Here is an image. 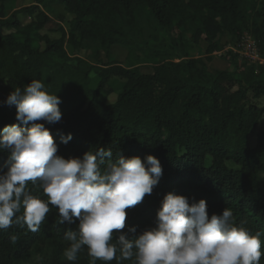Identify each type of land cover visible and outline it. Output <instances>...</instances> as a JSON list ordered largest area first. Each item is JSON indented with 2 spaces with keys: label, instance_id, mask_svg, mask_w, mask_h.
I'll list each match as a JSON object with an SVG mask.
<instances>
[{
  "label": "trees",
  "instance_id": "1",
  "mask_svg": "<svg viewBox=\"0 0 264 264\" xmlns=\"http://www.w3.org/2000/svg\"><path fill=\"white\" fill-rule=\"evenodd\" d=\"M31 1L10 12L17 0H0V135L8 125L31 127L4 101L15 87L41 79L61 100V121L45 123L57 155L81 157L102 147L112 149V163L118 154L159 160L158 185L125 210L122 231L154 227L162 199L172 192L190 203L206 200L209 217L230 208L231 223L262 233L264 253V129L255 145L249 139L264 117L258 102L264 98V0H54L59 18L63 10L72 15L68 28L58 25L59 38L43 32L54 15L46 0ZM143 27L158 46H148ZM177 29L202 45L205 55L192 57L179 41L159 38ZM246 35L255 39L262 60L237 51ZM118 48L127 50V64L116 58ZM83 50L90 56L79 55ZM222 51L229 67L211 69V56ZM146 61L154 62L149 70L142 69ZM113 93L117 98L109 103ZM69 133L72 139L61 143ZM8 156L0 151V166ZM49 207L38 232L15 224L0 230V264L28 262L42 246L54 255L39 264H89L86 248L75 262L63 258L64 231L76 230L78 221L57 225L58 210Z\"/></svg>",
  "mask_w": 264,
  "mask_h": 264
},
{
  "label": "clouds",
  "instance_id": "2",
  "mask_svg": "<svg viewBox=\"0 0 264 264\" xmlns=\"http://www.w3.org/2000/svg\"><path fill=\"white\" fill-rule=\"evenodd\" d=\"M4 103L15 105L21 124L33 123L5 126L0 135V151L9 153L0 166V230L15 224L38 232L52 205L58 210L57 225L78 221L76 230L67 229L63 235L68 242L63 255L70 262L86 248L89 264L97 260L110 264L114 259L117 264L126 260L132 264H260L262 233L252 235L231 223L233 211L227 207L209 217L204 199L190 203L187 197L169 192L157 210L154 227L139 233L134 226L122 231L125 210L141 203L158 185L163 174L159 160L153 155L142 160L118 154L112 163V149L102 147L81 157L57 155L58 145L45 123L61 121V100L49 93L41 79L15 87ZM71 139L69 133L60 142Z\"/></svg>",
  "mask_w": 264,
  "mask_h": 264
},
{
  "label": "rangeland",
  "instance_id": "3",
  "mask_svg": "<svg viewBox=\"0 0 264 264\" xmlns=\"http://www.w3.org/2000/svg\"><path fill=\"white\" fill-rule=\"evenodd\" d=\"M32 1L31 0H17V3L13 6H11L10 8V12L17 9L20 6H25V5H29ZM44 6L50 10H52L53 14L56 15L58 17L54 18L52 20V22L50 23V26L45 29L43 32L48 33L52 38H59L62 34V32L60 31L59 26L58 25H64L65 29L68 28L69 26V21L72 18V15L70 13H68L66 10L62 11V16L63 18H59V11H58V5L55 3L54 0H46L44 2ZM139 18L143 21L142 25H146L145 24V16L144 13H141ZM58 29V30H56ZM141 32L145 35L146 40L148 41V46L151 45L152 47H155L156 44L157 46L159 45L158 42L153 39L150 38L148 36V32L149 30H147L146 28H142ZM159 38H167V42L171 43L173 39L179 41L180 43H182V45H184L185 47H187V49L189 50V55L192 57H199V56H203L205 55L204 53V48L202 45H198L196 44L193 40L192 37L189 33H181V29H177L173 32V36H169V35H164V33H161ZM150 47V46H149ZM230 48L229 46L225 49V51ZM223 51L222 52H215L212 56L211 59L209 60V63H211L212 61L216 60V59H220L221 61L227 60V58H225L223 56ZM79 55L83 56V57H87L90 56V51L87 50H83L79 53ZM128 52L125 48H118L116 50V58L122 63V64H127L128 58H127ZM229 62V61H228ZM154 65L153 61H146L144 62V64H142V69L143 70H147V68H151ZM222 65V62H220L219 64H217L218 67H220ZM117 98V93H113L109 98H108V102H114ZM259 104L263 105L264 104V98L258 100ZM264 129V117L261 120L260 124L254 129V131L250 134L249 139H250V143L252 145L256 144V140H257V134L259 133L260 130ZM54 255L52 249H49L46 246H42L40 250L35 251L33 257L31 258L30 261L28 262H23L20 264H39V263H44L47 262L51 259V257ZM63 258L64 255H63ZM66 259V258H65Z\"/></svg>",
  "mask_w": 264,
  "mask_h": 264
},
{
  "label": "built area",
  "instance_id": "4",
  "mask_svg": "<svg viewBox=\"0 0 264 264\" xmlns=\"http://www.w3.org/2000/svg\"><path fill=\"white\" fill-rule=\"evenodd\" d=\"M237 51L242 57L246 59L252 61L262 60L259 54L257 43L251 35H246L243 37V40L241 41L239 49Z\"/></svg>",
  "mask_w": 264,
  "mask_h": 264
},
{
  "label": "crops",
  "instance_id": "5",
  "mask_svg": "<svg viewBox=\"0 0 264 264\" xmlns=\"http://www.w3.org/2000/svg\"><path fill=\"white\" fill-rule=\"evenodd\" d=\"M56 15H53V19L56 18ZM220 62H222V65L220 67L217 66V64H219ZM209 67L211 69H226L229 67V62L227 60L221 61L220 59H216L214 61H212L211 63H209ZM149 70V68L147 69Z\"/></svg>",
  "mask_w": 264,
  "mask_h": 264
}]
</instances>
